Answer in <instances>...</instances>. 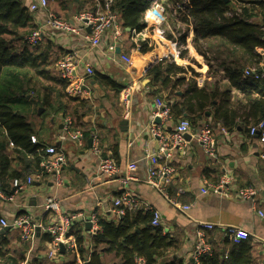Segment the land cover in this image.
<instances>
[{
  "label": "crops",
  "instance_id": "obj_1",
  "mask_svg": "<svg viewBox=\"0 0 264 264\" xmlns=\"http://www.w3.org/2000/svg\"><path fill=\"white\" fill-rule=\"evenodd\" d=\"M23 1L27 5L30 2ZM85 6H89V3ZM34 22L43 26L44 14H35ZM173 27L182 30L177 33L178 36L172 31ZM160 28L165 33H172L173 40H169L164 47H156L143 57L132 53L131 36L123 31L117 48L121 49L120 53L133 56V69H127L120 57L109 51L111 34L104 38L100 48L92 49L81 36L61 34L48 27L44 28L45 34L40 44L51 42L54 62L57 63L64 53L70 52H75L77 58L82 60L74 76L75 80L84 79L88 91L81 96L69 94L89 99L91 110L81 117L79 126L76 125L74 114L70 117L83 133L85 130H91L99 136L101 153L95 154L92 151L88 142L90 138L85 135L83 145L69 138L61 139L64 132L63 110L57 113L47 111L41 115L43 109L40 108L38 113L29 117L36 125L34 136L38 140L37 143L44 146L55 144L65 153L68 162L63 171L64 182L58 184L51 176L35 178L24 190L16 194L14 200L0 197V216L12 221L14 217L26 214L32 216L35 222H47L51 214L45 211L43 206L47 199L54 197L61 201L66 210L95 212L99 219L118 220L120 215L115 213L114 199L124 192H130L139 202L137 209L146 210L145 207L152 206L159 210L164 232H170L178 238L180 247L176 253L183 259L192 258L197 234L202 229L200 221H207L216 224L212 230H206L208 241L213 248L224 247V240L228 238L227 226H241L252 233L250 239L255 264H264V219L258 214V210L264 211V145L257 137L250 136L243 121L239 120L238 125L232 128H225L224 132V126L211 118H204L198 123L193 119L190 131L184 134L185 143L174 144L172 136L181 115L174 113L171 119H161L160 123H157L153 117L156 100L181 102L187 85L172 91L170 87L160 83H151L152 77L148 75V71L161 60L169 59L179 65L189 66L191 69L184 73L187 81L196 80L199 87L205 86L209 91L216 87L222 91L227 81L208 73L209 67L204 57L192 45V30L188 31L190 58L179 59L178 55L173 54H178L183 45L179 46L177 51L171 50V46L175 42L182 44L181 36L186 32V28L179 22L174 25L173 20L169 21L168 17ZM86 64L92 66L95 71L112 77L125 89L117 93L93 81L86 73ZM213 64L222 75V68ZM53 70L61 76L57 65ZM192 70L198 73V76H194ZM179 76L173 77L174 81ZM129 88L131 100L126 104L125 93ZM232 93L233 102L238 101L236 96L242 97L236 88L232 89ZM123 121L127 123L123 124ZM205 122H211L216 133L215 155L207 154L195 138ZM153 124L160 127L161 137L150 132ZM163 141L168 144V152L158 157V166L169 164L175 171L162 177L159 180L160 185L167 186L173 200L192 206L187 214L173 206L157 187L147 181L150 156L159 151ZM115 150L120 154L118 173H100L98 167L101 159L107 157L113 160ZM5 152L9 155L13 152V144L8 141ZM39 172L34 169L29 176H35ZM225 175L233 177L227 195L221 196L211 192L212 187ZM126 176H131L132 179L124 182ZM245 187L256 190L254 201L238 197L236 189ZM203 188H207L209 192L203 193ZM4 228L6 227H0V249L3 253L0 256V264H72L73 255L65 249L56 258L49 256L52 238L43 230L36 229L33 238L22 241L19 229ZM225 247L229 249L228 246ZM103 260L105 264H122L121 259L113 253L103 254ZM161 263L160 260L159 264Z\"/></svg>",
  "mask_w": 264,
  "mask_h": 264
},
{
  "label": "trees",
  "instance_id": "obj_2",
  "mask_svg": "<svg viewBox=\"0 0 264 264\" xmlns=\"http://www.w3.org/2000/svg\"><path fill=\"white\" fill-rule=\"evenodd\" d=\"M54 1L60 11H73V16L86 3L92 10L97 7L96 0ZM153 3H160L166 12H171L174 25L179 22L186 28L177 58H190L188 31L192 30V45L204 57L208 73L227 81L222 91L219 87L209 91L205 86L199 87L196 80L187 81L184 73L191 69L189 66L161 60L148 71L151 83H160L172 91L187 85L181 102L167 101L172 114L187 117L191 122L194 119L196 123L211 118L226 129L237 126L241 120L248 132L250 124L264 120V79L244 77L247 68L264 61L259 51L264 50V0H115L114 9L125 33L132 37L134 30L139 32L147 27L145 15ZM127 27L131 31H126ZM37 28L34 13L23 0H0V190L7 196L14 193V179L25 180L34 169L42 170L41 162L46 156L45 146L32 141L36 125L29 117L40 108L41 115L63 110V118L74 114L79 126L81 117L91 110L89 99L71 96V82L53 70L51 42L37 46L28 43L27 37ZM173 29L176 31L177 27ZM169 40H173L172 33L150 26L140 51L147 55L156 47L166 46ZM213 63L222 68V75ZM178 75L174 81L173 77ZM89 77L117 93L125 89L101 72L94 71ZM233 88L242 94L241 98L236 96L235 102ZM93 133L85 130L84 135L91 138ZM6 141L13 144L11 155L5 152ZM119 160L120 154L115 150L113 161L118 164ZM152 220L151 211L125 208L118 220L100 218L101 229L89 239L86 225L75 223L70 233L76 241L70 252L72 264L79 259L85 260V264H105V253H113L122 264H137L138 258L144 259L145 264H159L160 260L161 264H255L251 239L237 243L229 236L223 248L212 247V253L201 256L199 262L193 258L185 260L176 253L180 247L178 238L164 232L163 226H153Z\"/></svg>",
  "mask_w": 264,
  "mask_h": 264
},
{
  "label": "built area",
  "instance_id": "obj_3",
  "mask_svg": "<svg viewBox=\"0 0 264 264\" xmlns=\"http://www.w3.org/2000/svg\"><path fill=\"white\" fill-rule=\"evenodd\" d=\"M97 7L95 10L90 9L89 11H84L76 14L71 19H64L60 17L53 11L48 9L49 0H30L28 6L30 10L34 13H43L44 14V24L43 26H38V28L27 37V41L30 45L36 46L41 43L43 40L45 29L48 27L55 32H59L61 34H73L81 36L85 39L92 49L100 48L103 45L104 38H106L109 34L112 40V43L108 45V49L115 56L118 55L120 60L124 63L127 69L135 68L134 58L131 55H127L124 53H116V49L118 46V40L121 38L123 33V27L118 19L117 11L114 9L115 0H96ZM165 8L160 3H153L151 7L147 10L145 15V21L147 23V27L142 31L137 32L133 31L131 41H132V53L139 54L140 57L144 55L141 53V43L147 41L149 36V27L157 26L161 27L163 22L165 21L166 16ZM176 14V13H175ZM182 44L179 42H175L171 46V50L177 51L179 46ZM260 53L264 57V50L260 49ZM177 56L178 54H173ZM82 60L77 58L75 52L66 53L62 58L57 62V67L60 70L61 77L71 82L69 87V93L74 96L85 95L88 91L87 83L84 79L75 80L76 70L81 66ZM86 73L93 74L94 68L89 64H86ZM245 78H251L253 80H262L264 79V61L261 63L260 68H247L244 72ZM131 88H129L125 93V103L128 104L131 100ZM172 108L167 103V101L157 99L156 100V109L154 111V118H161L162 120H168L172 118ZM64 123V132L61 136V139H72L77 142L79 145H83L85 142L84 133L82 129L76 127L75 122L72 117L67 116L63 119ZM192 127V122L189 118L183 117L181 118L174 130L172 141L176 145H182L185 143L184 134L189 132ZM249 134L251 137H257L260 142L264 145V120L250 124L249 126ZM223 131L226 132V129L223 128ZM150 132L152 135L161 137V129L158 125L153 124L150 127ZM213 129L211 122H205L201 127L200 131L196 134V140L202 145L205 152L209 155H215L216 153V135ZM93 143H92V151L95 154H100V140L97 134L92 135ZM32 141L37 143V138L33 135ZM167 142L162 143L159 151L157 153H153L150 156L151 162L149 166V176L148 183L157 187L160 193L166 198L173 206L178 208L180 211L187 214L192 206L190 205H182L178 201L173 200L168 191L167 186L160 185V179L162 177L171 175L174 173L173 166L169 164H164L158 166V157L162 154L168 152ZM45 149L46 156L41 162L42 170L37 173L35 176H28L25 180L22 179H14L13 187L15 188L14 193L10 196L5 195L0 190V197L5 198L6 200L12 201L14 200L16 194L20 191L24 190L27 185L31 184L35 178H41L45 176H51L58 184H63L64 176L63 171L64 167L67 165L68 159L64 152L60 151L59 148L55 144H51L43 147ZM262 157L264 159V150L262 152ZM99 172L108 175H114L118 173L119 166L109 158H102L99 163ZM132 179L131 176H126L124 178V182ZM233 182V177L231 175H225L215 186L212 187L211 192L217 195H227L230 190L229 185ZM232 190V189H231ZM203 193H208L209 190L207 188L202 189ZM236 193L239 198L244 200H252L254 201L256 196V190L252 187L245 188H237ZM115 213L118 215H122L125 212V208L130 210H136L139 207V202L137 198L133 196L130 192H124L121 196L114 199ZM45 211H48L51 216L49 221L44 223H38L33 220V217L30 215H20L14 217L12 221H10L6 217L0 216V227H13L19 229L20 239L22 241H27L33 238L36 234V229L40 228L47 234H49L52 238L51 240V251L49 253L50 257L56 258L60 252L62 251V246L68 252H71L76 245L75 238L70 235L72 232L73 225L75 223L87 224L91 223V227L89 229L88 239L91 238L92 235L96 234L101 226L99 224L98 214L95 212H82V211H70L63 208L61 201L58 198L51 197L47 199L44 204ZM147 211H151L153 213V226H162L161 213L158 209L147 206L145 207ZM258 214L264 219V211L258 210ZM202 229L197 234V242L194 247L192 258L199 262V259L203 255H209L212 253V246L208 241L206 230H212L216 224L213 222L200 221ZM227 235L234 242H240L241 240H245L250 238L252 233L241 226H227ZM85 260H77L75 264H85ZM137 264H145L144 259L138 258Z\"/></svg>",
  "mask_w": 264,
  "mask_h": 264
},
{
  "label": "rangeland",
  "instance_id": "obj_4",
  "mask_svg": "<svg viewBox=\"0 0 264 264\" xmlns=\"http://www.w3.org/2000/svg\"><path fill=\"white\" fill-rule=\"evenodd\" d=\"M50 1V3H49V6H48V9L50 10V11H53V12H55V13H57L60 17H62V18H64V19H68V18H70L71 16H73V11L70 13V12H65V11H60L59 10V5L54 1V0H49ZM90 10V7L89 6H84V8L83 9H80V10H77V11H81V12H84V11H89ZM81 12H79V13H81ZM35 15V14H34ZM165 16H166V18L168 17V20L169 21H172V14H171V12L170 11H167L166 12V14H165ZM178 29L175 31V33H176V35L178 36ZM37 46V45H36ZM55 65H57V63L55 62L54 63V67H55ZM260 66H261V63L259 64V66L256 64L255 66H251V67H249V68H255V69H258V68H260Z\"/></svg>",
  "mask_w": 264,
  "mask_h": 264
},
{
  "label": "water",
  "instance_id": "obj_5",
  "mask_svg": "<svg viewBox=\"0 0 264 264\" xmlns=\"http://www.w3.org/2000/svg\"><path fill=\"white\" fill-rule=\"evenodd\" d=\"M126 30H127V31H131V28L127 27ZM120 52H121V49L118 47V48H117V53L120 54ZM160 121H161V118L157 117V118H156V122H157V123H160ZM126 123H127V121H123V124H126ZM123 130H126V129L123 128ZM88 142H89V146L92 147L93 139L90 138ZM105 158H107V157H105ZM86 226H87L88 229H90V227H91V223L88 222V223L86 224ZM4 229H5V230H9V229H10V226H8V227H6V228H4ZM37 230L39 231V230H41V229H40V228H37ZM62 250H64V246H62Z\"/></svg>",
  "mask_w": 264,
  "mask_h": 264
}]
</instances>
